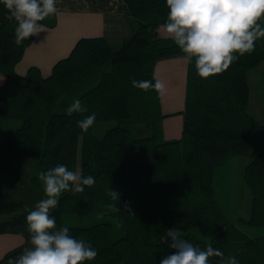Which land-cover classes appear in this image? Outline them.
Returning <instances> with one entry per match:
<instances>
[{
    "label": "trees",
    "instance_id": "1",
    "mask_svg": "<svg viewBox=\"0 0 264 264\" xmlns=\"http://www.w3.org/2000/svg\"><path fill=\"white\" fill-rule=\"evenodd\" d=\"M125 1L133 32L120 50L104 37L81 38L49 76L37 66L18 73L35 37L17 46V23L0 3V158L8 165L32 158L40 174L65 164L95 177L83 193H63L51 212L58 227L69 214L98 219L92 226L68 227L97 250L96 258L84 264H160L173 251L165 235L173 228L200 248L211 244L226 257L235 256L238 264H264V235L259 234L264 229V123L249 111V72L264 62L263 39L251 54L207 79L189 63L184 134L166 140L159 90L134 88L131 78L155 83L157 62L183 53L170 38L151 31L166 21V0ZM76 99L88 111L68 116L66 109ZM92 113L96 121L85 133L77 123ZM100 123L110 125L103 136L96 133ZM254 151L259 152L245 170L250 214L233 218L223 202L230 192H219L217 177L232 159ZM40 174L31 180L38 190L43 189ZM111 188L120 194L118 213L107 211L114 203ZM24 207L22 199L0 190V216L6 217L0 234L27 224Z\"/></svg>",
    "mask_w": 264,
    "mask_h": 264
},
{
    "label": "clouds",
    "instance_id": "2",
    "mask_svg": "<svg viewBox=\"0 0 264 264\" xmlns=\"http://www.w3.org/2000/svg\"><path fill=\"white\" fill-rule=\"evenodd\" d=\"M17 23L14 43L20 46L24 40L45 32L40 23L57 12V0H0ZM169 12L162 25L164 32L183 53L186 63H193L197 75L203 79L215 76L245 54L255 50V42L264 38V0H166ZM132 79L134 88L148 91L160 90L156 81ZM88 111L81 100H74L66 109L68 116ZM96 121V114L83 116L78 123L88 132ZM44 197L26 216L29 246L7 264H84L97 256V250L84 239L70 234L68 227H58L52 210L59 206V197L65 192L83 193L85 187L95 184V177L84 176L80 170H69L65 164H57L41 172ZM108 195L114 203L107 206L110 213H118V191L110 189ZM126 207V205H124ZM129 214H132L129 212ZM173 250L164 256L160 264H238L235 256H225L211 244L200 248L173 228L166 231Z\"/></svg>",
    "mask_w": 264,
    "mask_h": 264
},
{
    "label": "crops",
    "instance_id": "3",
    "mask_svg": "<svg viewBox=\"0 0 264 264\" xmlns=\"http://www.w3.org/2000/svg\"><path fill=\"white\" fill-rule=\"evenodd\" d=\"M129 16L130 8L125 0H57V12L42 23L45 32L34 36L33 43L17 65L18 73L24 75L37 66L44 76H49L54 65L69 56L81 38L104 37L113 50H120L133 32ZM151 31L158 37H167L162 25L151 27ZM182 57L162 59L155 66L156 78L163 85L159 93L166 140H179L184 134L189 63ZM23 161L8 165L0 158V190L22 200V190L30 186L32 177L31 164ZM9 167L26 171L27 180L18 177L15 171H12L13 177L8 176ZM226 197L236 200L237 193H229ZM246 200L249 205L250 192L246 194ZM5 219L0 216V221ZM25 228L26 225L16 232L0 234V260L29 241V232Z\"/></svg>",
    "mask_w": 264,
    "mask_h": 264
},
{
    "label": "rangeland",
    "instance_id": "4",
    "mask_svg": "<svg viewBox=\"0 0 264 264\" xmlns=\"http://www.w3.org/2000/svg\"><path fill=\"white\" fill-rule=\"evenodd\" d=\"M263 42H264V38ZM249 83L251 87V100L249 105V111L262 123H264V62L256 69L249 72ZM74 99V97H72ZM20 122H17L19 124ZM108 123H100L96 126V133L99 136H103L107 129L109 128ZM259 151H254L246 157H236L232 159L229 164L224 166L220 170V175L217 177V181H221V189L219 192H234L237 193L236 200H224L226 208L231 212L233 218L248 217L250 214V204L247 205L246 194L250 192L248 184L245 180V170L249 161L255 157ZM25 161V162H24ZM23 163L31 164L32 177L40 174L37 168L36 160L28 158L24 160ZM21 165H24V164ZM14 167V166H13ZM12 171L17 173V176L23 180H27V172L20 169H15L9 167L7 170V175L12 176ZM32 177L30 180H32ZM31 182V181H30ZM23 200L25 202V207L23 212H28L32 210L35 204L44 197V192L33 188L32 184L29 187H25L22 190ZM98 219L90 215H79V214H69L64 216L63 225L64 227L77 226V227H88L96 224ZM27 227V224H26ZM27 229V228H25ZM248 232L251 234H258V230L247 228ZM28 231V230H26ZM259 234L264 235V229L259 230Z\"/></svg>",
    "mask_w": 264,
    "mask_h": 264
}]
</instances>
